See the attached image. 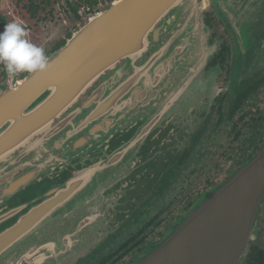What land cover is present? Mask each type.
<instances>
[{
	"label": "flooded vegetation",
	"instance_id": "af4514ba",
	"mask_svg": "<svg viewBox=\"0 0 264 264\" xmlns=\"http://www.w3.org/2000/svg\"><path fill=\"white\" fill-rule=\"evenodd\" d=\"M216 11L212 2L204 10L205 61H147L159 48L152 43L49 123L9 141L0 157V235L32 214L21 254L60 259L74 241L86 251L75 264H134L264 151V21L238 17L231 5L225 20ZM234 17L244 20L239 51ZM241 264H264V197Z\"/></svg>",
	"mask_w": 264,
	"mask_h": 264
},
{
	"label": "water",
	"instance_id": "95a60500",
	"mask_svg": "<svg viewBox=\"0 0 264 264\" xmlns=\"http://www.w3.org/2000/svg\"><path fill=\"white\" fill-rule=\"evenodd\" d=\"M210 2L222 20L231 5L238 17L264 21V0H113L48 56L46 71L28 73L22 79L6 74L0 83V157L12 148L9 141L49 123L62 105L77 99L104 72L115 70L123 59H139L152 43L159 48L147 61H205L210 46L204 10ZM234 20L239 23L233 30L234 47L239 51L244 20ZM263 197L264 151L216 187L134 264H241L256 236ZM33 220L30 214L0 235V262L46 264L54 259L55 264H73L78 260L58 259L51 251L43 255L45 251L38 249L21 254L27 246L21 239L34 229ZM76 245L78 251L86 252L82 243L72 241V249ZM12 247L15 254L2 259Z\"/></svg>",
	"mask_w": 264,
	"mask_h": 264
},
{
	"label": "rangeland",
	"instance_id": "374dc122",
	"mask_svg": "<svg viewBox=\"0 0 264 264\" xmlns=\"http://www.w3.org/2000/svg\"><path fill=\"white\" fill-rule=\"evenodd\" d=\"M29 1L30 0H0V32L4 30V26L7 23L13 21L20 22L27 29L29 34L28 38L36 45L42 47L45 52H50L61 40L66 39L69 32H75L77 28L83 25L81 22H76L70 14L65 11L66 7L64 3L51 4L46 10H41L36 18H32L26 7L29 5ZM110 3L109 1H103V3L98 5V9L103 10L107 8ZM4 71L3 64L0 63V80H4ZM104 242L95 243V250L100 248ZM89 246H93V243ZM79 248L80 247L76 245L74 249L71 248V250H68V255L63 257V259L71 260L72 257H76V259L81 258L85 255V252L78 251ZM92 248L93 247H91V249ZM48 263L55 264L54 259Z\"/></svg>",
	"mask_w": 264,
	"mask_h": 264
},
{
	"label": "clouds",
	"instance_id": "9594fccd",
	"mask_svg": "<svg viewBox=\"0 0 264 264\" xmlns=\"http://www.w3.org/2000/svg\"><path fill=\"white\" fill-rule=\"evenodd\" d=\"M28 35L24 25L17 21L7 23L0 32V63L10 79L20 73H36L48 68L45 50Z\"/></svg>",
	"mask_w": 264,
	"mask_h": 264
},
{
	"label": "trees",
	"instance_id": "16d2710c",
	"mask_svg": "<svg viewBox=\"0 0 264 264\" xmlns=\"http://www.w3.org/2000/svg\"><path fill=\"white\" fill-rule=\"evenodd\" d=\"M103 1H109L112 2L113 0H103ZM101 0H30L29 5L26 6L27 10L29 11L32 18H36L37 14L41 10H46V8L51 4H58V3H64L65 4V11L70 14V16L76 21L81 22V24H84L87 22L88 18L98 9V5L100 3H103ZM90 8V10H88ZM99 10V9H98ZM97 10V11H98ZM73 32H69L67 34L66 39H63L57 44V46L53 49H58L61 45H63L69 37H71ZM52 50V51H53ZM45 52L46 55L52 53ZM25 74V73H24ZM22 74V75H24ZM21 75V76H22ZM6 77V73L4 71L3 78Z\"/></svg>",
	"mask_w": 264,
	"mask_h": 264
},
{
	"label": "built area",
	"instance_id": "2783aa9c",
	"mask_svg": "<svg viewBox=\"0 0 264 264\" xmlns=\"http://www.w3.org/2000/svg\"><path fill=\"white\" fill-rule=\"evenodd\" d=\"M88 10H90V8H88ZM97 10H98V9H97ZM97 10H96L95 12H97ZM98 11H99V10H98ZM95 12H94V13H95Z\"/></svg>",
	"mask_w": 264,
	"mask_h": 264
}]
</instances>
